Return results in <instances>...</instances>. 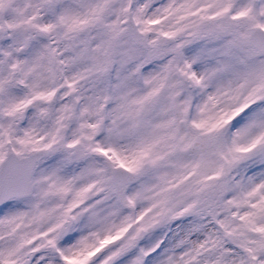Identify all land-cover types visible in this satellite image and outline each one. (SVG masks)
Wrapping results in <instances>:
<instances>
[{
    "label": "snow or ice",
    "instance_id": "6c2138e0",
    "mask_svg": "<svg viewBox=\"0 0 264 264\" xmlns=\"http://www.w3.org/2000/svg\"><path fill=\"white\" fill-rule=\"evenodd\" d=\"M0 264H264V0H0Z\"/></svg>",
    "mask_w": 264,
    "mask_h": 264
}]
</instances>
